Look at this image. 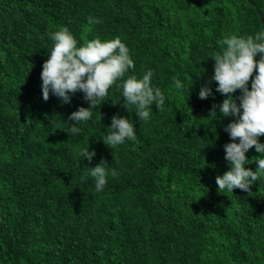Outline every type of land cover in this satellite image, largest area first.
Here are the masks:
<instances>
[{
  "label": "trees",
  "instance_id": "trees-1",
  "mask_svg": "<svg viewBox=\"0 0 264 264\" xmlns=\"http://www.w3.org/2000/svg\"><path fill=\"white\" fill-rule=\"evenodd\" d=\"M263 25L264 0H0V264H264V178L218 192L236 117L220 113L227 97L212 80L218 41ZM64 27L78 47L119 37L134 62L78 134L68 118L90 106L84 93L70 103L42 94L50 36ZM149 71L165 103L143 121L122 83ZM113 116L133 123L135 141L103 142ZM88 147L90 162L79 155ZM245 155L256 171L264 153ZM102 161L109 175L96 191L90 168Z\"/></svg>",
  "mask_w": 264,
  "mask_h": 264
},
{
  "label": "clouds",
  "instance_id": "clouds-1",
  "mask_svg": "<svg viewBox=\"0 0 264 264\" xmlns=\"http://www.w3.org/2000/svg\"><path fill=\"white\" fill-rule=\"evenodd\" d=\"M100 22L93 17L88 18L90 25ZM50 39L54 41V46L41 72L43 99L47 101L51 92L62 103H70V94L82 91L84 100L90 106L80 107L68 118L74 122L70 131L78 134L81 129L76 123L88 121L92 117L91 109L108 96L111 86L124 78L129 69L134 68V62L130 58L129 49L119 37L103 42L94 39L78 47L77 40L64 27L51 33ZM261 41H264V32L246 38L231 35L218 41L221 51L215 53L212 59L215 62L212 80L218 84L216 91L227 97L219 106V111L225 117H236L224 129L233 142L224 145L225 159L230 164V170L216 177L218 192L226 190L233 193L237 188L250 192L251 185L264 178V159L256 160V171L245 168V164L249 163L245 155L249 149L254 147L257 153H264V144L259 142V137L264 135V42ZM258 54L261 57L259 61L255 59ZM254 71L256 74L249 90V81ZM152 75L149 71L142 79L130 76L122 83L125 106L128 109V105H134L136 115L143 121L150 118L152 105L162 110L165 103L161 90L151 86ZM175 87L183 88L180 80H175ZM237 90L242 93L239 104L233 98ZM210 95L211 88H201V99H207ZM216 107L213 105L210 115L216 114ZM111 121L112 131L103 140L107 146L113 149L126 140H136V130L129 119L113 116ZM237 139L239 143L234 142ZM95 154V151H89V147L79 151V155L89 162ZM103 164L104 161L90 168L96 191H102L107 184L109 172ZM111 175H117L115 170H112ZM81 179L83 181L86 178Z\"/></svg>",
  "mask_w": 264,
  "mask_h": 264
},
{
  "label": "water",
  "instance_id": "water-1",
  "mask_svg": "<svg viewBox=\"0 0 264 264\" xmlns=\"http://www.w3.org/2000/svg\"><path fill=\"white\" fill-rule=\"evenodd\" d=\"M264 26V25H263Z\"/></svg>",
  "mask_w": 264,
  "mask_h": 264
}]
</instances>
